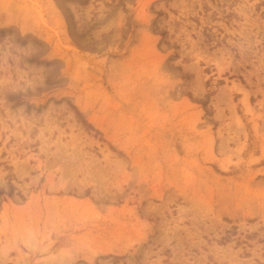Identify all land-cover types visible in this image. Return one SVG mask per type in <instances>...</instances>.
<instances>
[{"label": "rangeland", "instance_id": "rangeland-1", "mask_svg": "<svg viewBox=\"0 0 264 264\" xmlns=\"http://www.w3.org/2000/svg\"><path fill=\"white\" fill-rule=\"evenodd\" d=\"M0 264H264V0H0Z\"/></svg>", "mask_w": 264, "mask_h": 264}]
</instances>
